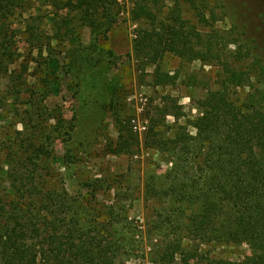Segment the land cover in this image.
Segmentation results:
<instances>
[{"label": "rangeland", "instance_id": "1", "mask_svg": "<svg viewBox=\"0 0 264 264\" xmlns=\"http://www.w3.org/2000/svg\"><path fill=\"white\" fill-rule=\"evenodd\" d=\"M158 1V12L167 17L174 2ZM118 2L116 25L102 33H93L74 12L64 10L61 19L72 23L57 38L55 16L41 0H33L32 11L23 17H32L31 23L15 21L18 29L25 25L24 32L29 24L42 42L33 43L28 33L20 37L21 58L8 74H0V222L33 198L41 203L49 192L67 193L92 207L101 224L115 218L128 224L121 230L129 238L124 248L135 247L138 255L125 264H154L151 257L164 252L166 240L158 230L162 208L173 203L164 205L148 191L168 186L166 176L175 161L168 152L145 145L150 120L168 98L178 102L179 124L199 117L209 91L220 88L223 67L220 61L191 62L169 53L161 69L177 80L158 86L154 68L134 51L138 31L148 25L133 19L134 0ZM181 7L183 18L204 40L215 38L233 65L245 54L250 59L238 64L243 70L253 60L264 61V0H182ZM257 85L264 89V81ZM51 111L57 119L49 116ZM175 123L174 116L167 117L168 136ZM121 129H132L139 138L132 154L116 151ZM210 251L214 258L239 264L261 256L247 244ZM195 263L190 252H171L164 264Z\"/></svg>", "mask_w": 264, "mask_h": 264}, {"label": "trees", "instance_id": "2", "mask_svg": "<svg viewBox=\"0 0 264 264\" xmlns=\"http://www.w3.org/2000/svg\"><path fill=\"white\" fill-rule=\"evenodd\" d=\"M41 1L52 9L57 38L62 39V29L72 23L70 18L61 19L64 10L74 12L93 33L109 31L117 23L119 0ZM172 1L174 7L165 17L158 12V0H134L133 19L148 25L138 31L134 42L138 58L154 68L158 86L177 80L161 69L169 53L191 62L220 61L223 77L220 88L210 90L201 104V115L187 125L178 123L182 114L172 98L150 120L145 145L168 152L175 161L166 176L168 186L148 191V196H158L164 205L173 203L162 208L158 230L166 238L164 252L152 255V263L164 264L171 252H190L195 264H239L212 257L210 249L247 244L261 253L251 264H264V89L257 85L264 81V61L253 60L243 70L238 64L250 59L245 54L235 57L233 65L217 48L215 38L204 40L203 33L183 18L182 0ZM32 5L33 0H0V74H8L21 58L20 37L28 33L33 43L42 42L29 24L25 32L20 29L25 25L16 28L18 19L31 23L32 17H23ZM53 112L49 116L57 119ZM168 116L176 118L171 136ZM138 145L132 129L120 130L119 154H132ZM46 198L41 203L33 198L27 206H17L11 217L3 216L2 264H125L137 257L135 247L124 248L129 240L121 232L128 225L124 220L115 218L103 225L92 207L79 204L80 197L49 192Z\"/></svg>", "mask_w": 264, "mask_h": 264}, {"label": "built area", "instance_id": "3", "mask_svg": "<svg viewBox=\"0 0 264 264\" xmlns=\"http://www.w3.org/2000/svg\"><path fill=\"white\" fill-rule=\"evenodd\" d=\"M143 129H145V128H138V127L135 126V130H140L141 131Z\"/></svg>", "mask_w": 264, "mask_h": 264}]
</instances>
